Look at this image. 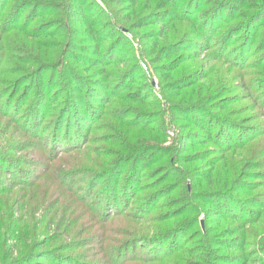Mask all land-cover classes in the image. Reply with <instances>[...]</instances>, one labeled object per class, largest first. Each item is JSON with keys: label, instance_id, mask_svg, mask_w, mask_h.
Here are the masks:
<instances>
[{"label": "trees", "instance_id": "obj_1", "mask_svg": "<svg viewBox=\"0 0 264 264\" xmlns=\"http://www.w3.org/2000/svg\"><path fill=\"white\" fill-rule=\"evenodd\" d=\"M7 1L0 0V117L4 116L13 125L12 131L17 129L23 136L12 150H32L28 151L32 158L9 155L0 146V264L252 262L254 250L264 244L251 232V226L260 221L264 211V171H257L264 166L257 161L261 156L249 160V156L242 155L246 164L240 176L229 185L225 181L221 189L210 193L202 188L188 194V186L195 177L197 186L210 180L218 161H204L201 167L206 171L180 167L179 163L191 165L216 154L217 160H225V153L242 151L252 141L264 138V126L244 127L231 117L234 114L215 113L235 102L236 87L223 86V77L216 72L214 63L206 67L208 59H216V64L222 60L234 70H244L253 46L258 57H264L260 56L264 53V33L254 45L257 30L251 32L255 20L264 14V0H156L151 9L150 0H145L139 11L135 8L139 0H101L108 12L101 9L95 13L91 8L98 4L93 0ZM116 3L127 4L124 9L131 11L120 17L111 7ZM40 8L55 11L49 24H42L43 30H52L46 39L41 36L40 26L33 24ZM147 9L150 10L145 13ZM106 18L111 21H103ZM232 21L235 23L221 33L222 24ZM153 25H158L156 31L142 35L153 47L148 63L168 60L160 65L161 92L156 95V104L151 82L145 79L139 64L142 51L139 57L133 56L131 63L115 61L119 43L125 38L123 31L132 33ZM54 26L56 29H51ZM169 30L177 32L178 37L171 39ZM162 36L166 40L158 45L156 38ZM29 37L42 40V45L47 42L52 47L49 56L32 55L26 40ZM232 38L235 43L231 45ZM10 40L17 46L15 51L1 47ZM227 51L237 58L228 59ZM184 55L194 60L202 56L204 60L198 62L194 71L172 76L183 63V59H178ZM243 75L239 72V88L249 92L256 89L253 81L243 82ZM152 105L160 107V113L141 108ZM153 115L157 117L155 121L160 118L161 132L151 128ZM102 117L118 123L129 141L110 143L109 147L99 137L92 147H87L89 153L103 160L97 162L89 156L92 167L70 170L77 182L68 186L72 193L65 220L54 222L52 235H45L53 217H49L46 227L39 229L37 226L44 219L36 221L31 212L35 205L29 211L21 200L15 209L14 203H5L7 196L33 185L32 179H26L32 172L24 166L43 170L45 156L38 154L39 150L53 158L59 148H63V156L69 151L87 152L84 148L91 139L89 131ZM177 119L185 122L186 131H181L171 145H163L164 134ZM99 140L107 144L102 154L95 145ZM209 143L214 146L212 151L205 149L194 154H186L187 149L182 147ZM49 169L50 164L45 172ZM152 172V179L144 185L152 191L142 194L140 183ZM169 177L170 181L162 184ZM176 190V196L169 201L174 202L169 205L172 209L151 212L155 200L159 204V198ZM237 191L250 194L238 197ZM191 199L214 208L220 221L193 231V243L182 244L181 234L193 223L178 218L185 214L186 203ZM26 207L27 218L20 223V215H16L17 219L15 214ZM221 220L230 224L221 228ZM60 236L67 239L57 242ZM247 246L256 248L246 249ZM232 248L240 252L221 253Z\"/></svg>", "mask_w": 264, "mask_h": 264}, {"label": "rangeland", "instance_id": "obj_2", "mask_svg": "<svg viewBox=\"0 0 264 264\" xmlns=\"http://www.w3.org/2000/svg\"><path fill=\"white\" fill-rule=\"evenodd\" d=\"M11 1L12 0H9V2L8 1L7 2L10 3ZM93 1L94 3L98 4L97 6L95 5L92 6L91 9L93 13H95L96 11L98 12L101 9H103V11H106L105 5L102 3L101 0H93ZM144 1L145 0L138 1V3L135 6V8H137V11H139L140 8L143 7L142 5L143 3H145ZM155 2L156 0L149 1L150 9L153 7ZM125 5L127 4H117L116 3L111 7L115 12H117L116 14H118L121 17L122 15L127 14L125 11H131L130 9L125 10L124 9ZM109 9H110V13L113 16L112 9L111 8ZM150 9H147L144 12L146 13ZM238 10L241 11V10H244V8H239ZM36 13H38V16L33 21V24H35V26L37 25L40 26L41 28L40 33H42L41 36L44 37V39H46L48 37L47 34L49 33V31H52V30H48V29L43 30L42 24H45L44 26L49 24V20L55 15V11H52L48 8H40L37 10ZM108 19L110 20L107 21ZM103 21H106L108 23L111 21V18H106ZM233 23L235 22L232 21V22H227V23L222 24L223 30L221 31V33L225 31V29H227L228 27L232 26ZM157 26L158 25H153V26H149V27H146L140 30L135 29L132 33L129 32L128 30L123 31L125 38L122 39L121 42L119 43V46L116 50V58H115V61L122 60L128 64L129 62L131 63L133 61V56L139 57L142 51L139 64L141 66L145 79L151 82L150 89L152 93H154L153 97H157L156 95L161 92V89H160L161 87L159 86V72L161 70L159 69H160V65L168 60H164L162 62H157V63H148V60H150V58L153 56V54L150 53L153 47L152 45H150V42H149L150 40L142 39V35L143 33H149L152 31H156L158 29ZM54 28L56 29V26L52 27L51 29H54ZM254 30H257V33L254 37V40H255L254 45H256V43H258L261 40L263 33H264V14L260 16L257 20H255L252 26L251 32H253ZM58 33H61V32H58ZM168 35L169 37H171V39L178 37L177 36L178 33L172 32L171 30L168 31ZM219 36L220 34L219 35L217 34V37ZM50 39L51 38H48V41ZM237 39H240V37H238ZM26 40L29 43L28 46H30L32 49L31 51L32 55L44 56V57L49 56L48 53L50 50H52V47L47 42H44L45 43L44 45H47V46H44L42 45V42H43L42 40H36L33 38L31 39L30 37L27 38ZM156 40L158 41L157 42L158 45H162L166 39H164V37L162 36L160 38L157 37ZM16 41L18 42V40ZM234 41L235 39L232 38L230 41L231 45L232 43H235ZM214 44L215 42H212L211 45L213 46ZM1 47L2 49H9L12 51H15L17 49V46L13 45L12 40L8 41ZM214 47L216 50L218 49L217 46H214ZM225 53L227 54L228 59L232 60L234 58H237V55L231 56L230 54H228L229 53L228 51ZM250 55L251 56L249 57V60L247 61L248 63L247 67L244 70L242 69L239 70L238 68L234 70L230 68L228 64L226 63L224 64L222 60L221 62H219L220 64H216L217 62L216 59L213 61L211 59H208L206 61L207 62L206 67H211L212 63H214L217 68L216 72L219 73L223 77L222 79L223 86L236 87L235 102H232L230 105H228L224 111L222 112L215 111V113H221V114L228 113L229 116H231V114H234L231 117L235 119L237 123L242 124V126L244 127L245 126L262 127L264 126V57L263 58L258 57V53H257V50H255V46H253V48L251 49ZM263 55L264 53L261 54L260 56H263ZM181 59H183V63L180 65L177 71L171 73L172 76H176L181 73H184L183 71H186V73L194 71L198 67V62L201 60H204L202 56L199 59L194 60L190 55L189 56L184 55L183 57H180L178 61ZM226 70L231 71L230 74L225 73ZM238 71L241 74H244L242 76L243 82L253 81V84L256 85L255 86L256 89L253 87V89H251L249 92V91H246L245 89L239 88L241 79L238 78V75H239ZM216 72L212 74V77H214ZM234 76H236V78H234ZM182 94H180V96H182ZM157 102H159L158 97H157V101H155V104ZM141 108L151 109V111L154 113H158V112L160 113V107L155 108L153 107V105L152 106H141ZM156 118L157 117L155 115L151 116L150 119L153 120V123L151 124V128L158 129V131L161 132V128L159 127L160 124L158 121L160 120V118H158V120L155 121L154 119ZM104 119L105 118L102 117L101 119L97 120L96 126H92V129L89 131V137H91V139L88 142L87 146L84 148V151L87 150L88 146L92 147L94 141H97L99 137H102V139L106 141L109 147H111L110 143L122 144V143H126L127 141H129V140H126V139H129L128 135L124 133L123 131L119 130L118 123L114 121H108L107 119L104 120ZM184 125H185V122L180 121L178 119L176 120V122L172 123L170 125L172 129L167 130L166 134H164L166 137V142L163 145H171L172 141L176 139L177 135H179V133H182L181 131H186L184 130L185 129ZM12 127L13 125L10 124L9 121L5 119L4 116L0 117V146L5 147L6 148L5 153L9 155L21 156L23 159H31L32 155H29L30 152L28 151L32 152V150L26 149L22 152H16V151L14 152V150H12L15 147L14 143L18 141L19 139L23 138L22 134L18 132L17 129L12 131ZM154 137L155 135L153 136V139H155ZM107 144H103L101 140H99L95 144L96 147L98 148L99 154H102L103 150L106 147L105 145ZM182 147L187 149L185 152L186 154L199 153L200 151L205 150V149H209V151H212L211 149L214 148V146L211 143L204 144V145L195 144V146L191 148H188L187 145L182 146ZM62 150L63 148H59L55 152L57 154L56 158L55 157L53 158V156H49V155L46 156L44 154L45 150L43 149L39 150L37 153L38 154L43 153V155L45 156L42 160L43 170H40L37 166L33 167V166L25 165L24 168L27 171L32 172L29 174V176L26 179L27 180L32 179L33 185L30 188L22 189L21 191L15 193V195L9 194L5 201V203L6 202L8 203L10 202L11 204L14 203L15 209H16V207L19 206L22 200L23 203L26 202V206L28 207L29 211H30L31 205L34 204L35 206L32 208L31 212H33V216L36 218V221L40 222L41 220L44 219V221L40 225L37 226L39 229H43L44 227H46L47 226L46 223L49 217H53L52 226L49 228V230L46 231V234L43 233V235L45 234V235L51 236L55 229L54 222H57L58 220L60 221L61 219H63V221L65 220V217L67 214V208H68L67 202L70 199L69 193H72L71 192L72 190L68 188V186L75 184L77 182V178L74 177V174L70 172V170L73 167H77V166H89V167L91 166L92 167L91 163H89L90 162L89 156L92 157L93 160L97 162H102L103 160L101 156L95 155L93 153H89L88 150H87L88 153L87 152L75 153L73 151H69L66 153L65 156H63V152H61ZM258 154L261 157L257 159V161H259L261 165H264V138L260 139L259 141L258 140L252 141L242 151L235 150L234 152L230 151V152L225 153V156H226L225 160L223 159L217 160L216 157H218V154H216V155L210 156L209 158H206V160L198 161L191 165L179 163L180 167H186V168L189 167L190 169H196V171H206V169H203L204 166L201 167L204 161H207L205 162L206 164L208 163L209 160H212V159L213 161H218L216 163V166L213 168L212 172L210 173L211 179L203 182L201 186H197V183H195V181L198 182V180L195 177V181L189 183L191 184V186H188V189H189L188 194H191V192L197 193L202 188L208 189L210 193L211 190L221 189L225 181L229 185L232 182V180L236 176L239 175L243 166L246 164V163L243 164L244 162H242L244 159L243 156L246 155L245 158L249 156L248 159L250 160L252 156L257 157ZM35 159L36 157L34 155V160ZM49 164H50V169L48 172H45ZM248 165L249 164H247L246 166ZM255 170L256 169L252 171H255ZM257 171L263 172L264 166H262V168H259V170ZM153 175H154V172L150 173L147 176V179L144 178V180L141 181L140 191L142 194H147L152 191L151 189L148 188V186H146L147 188H145L144 185L149 183V180L152 179ZM249 175H250V172H249ZM66 177L68 178L66 179ZM171 178L170 177L167 178V180L162 182V184L168 183ZM247 181H252V179L248 178ZM142 182L144 183L143 189L141 186ZM176 194H177V190L174 191L170 195L165 194L163 197L159 198V200H161L159 204L158 202H156L158 200H155L153 204H151L153 208L151 212L153 214L163 213V211H168L172 209V207L169 205L173 204L174 202H169V201L171 197H175ZM236 194L238 195V197H245L249 195L250 192L237 191ZM17 199H20V200L16 201ZM28 201H30V205L28 204ZM183 205H184V201H183ZM186 205L188 208L185 210V214H183L180 218H178V220H182L186 218L187 222H190L193 224H192V228L187 227L183 231V233L181 234V237H182L181 242L182 244H186V243L192 244L193 241L191 240L190 233H192L193 231H198L199 229H203L206 224H209V222H211L212 226H214L218 221H220V217L217 214H214L213 212L214 208H212L210 205L205 206L204 203L199 202L198 200L191 199L189 202L186 203ZM27 207L21 213L18 212L17 214H15V217L17 219L18 217L16 215L18 216L20 215L21 217V219L19 220L20 223L23 219L27 218V216L24 215L28 213ZM5 208H6V204H5ZM4 211L6 213L7 210L4 209ZM221 221H222L221 228L230 224V221H225V220H221ZM171 223L172 222H168V224H171ZM77 225H79V223ZM219 231L220 229L218 230V232ZM261 231L263 232L260 233ZM251 232H253L255 236L257 235L256 239H260L262 240V242H264V211H263V215L260 221L254 224L253 226H251ZM215 234H218V233L215 232ZM63 239H67V238L60 236V238H58V240L56 241L59 242ZM184 239L186 240L184 241ZM249 240L254 241L255 238H249ZM254 247L256 248V246H247L246 249H253ZM254 251L255 253L253 254L252 262H249L247 264H264V244L263 246H260V248L258 249L256 248ZM236 252H240V250L236 248L221 250V253L223 254L224 253H236ZM185 257L189 259V256H185Z\"/></svg>", "mask_w": 264, "mask_h": 264}]
</instances>
